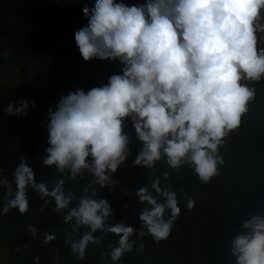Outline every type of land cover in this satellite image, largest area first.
<instances>
[{"label":"clouds","instance_id":"clouds-1","mask_svg":"<svg viewBox=\"0 0 264 264\" xmlns=\"http://www.w3.org/2000/svg\"><path fill=\"white\" fill-rule=\"evenodd\" d=\"M82 11L90 19L74 33L81 57L119 59L122 74H112L106 84L87 91H69L55 111L48 109L43 165L60 178L49 189L20 157L12 169L15 189L0 176L5 200L0 216L13 208L28 212L31 188L40 199L54 200L53 210L74 234L83 230L78 238L65 240L77 259H84L90 244L101 245L93 235L99 230L118 237L101 252L99 264H108L106 257L118 264L134 245L143 250V238L159 243L169 237L181 214L178 192L186 195L183 185L173 190L171 184L161 186L160 176H150L149 185L134 191L144 205L138 229L126 217L111 223L114 210L95 185L111 192L119 183L113 176L131 155L125 119L132 121L143 145L132 166L154 173L156 163L166 159L172 168L186 166L201 184L211 183L224 165L220 149L255 100L256 89L249 85L264 80V0H146L138 5L95 0L93 8ZM30 105L34 101H10L5 112L26 115ZM66 172L72 180L91 174L83 195L65 193ZM162 175L165 181L170 177L168 171ZM74 199L77 205L69 207ZM194 206L195 200L188 198L186 208ZM242 227L247 231L232 241L235 264H264V217L251 216ZM29 231L38 234L35 226ZM133 236L136 240H130ZM56 239L52 230L43 243ZM33 262L39 264L40 257Z\"/></svg>","mask_w":264,"mask_h":264},{"label":"trees","instance_id":"trees-1","mask_svg":"<svg viewBox=\"0 0 264 264\" xmlns=\"http://www.w3.org/2000/svg\"><path fill=\"white\" fill-rule=\"evenodd\" d=\"M116 2L138 5L146 3V0ZM94 5L95 0H9V12L7 2L0 0V41H10L15 37L16 23L29 29L24 41L7 56L8 62L11 61L18 70L22 89L0 107V136L2 140L9 138L10 142V149L0 147V168L3 169L0 176L7 177L13 189L12 169L18 166L20 157H24L32 167L37 182H45L49 189L60 178L61 174L54 168L43 165V157L47 155L45 149L49 146L47 140L29 133L47 123L48 109L55 111L61 96L69 91L74 92L78 88L87 91L106 84L112 74H122L124 65L119 59L94 58L86 61L91 68L87 77H75L84 60L74 35L68 48L60 49V34L75 33L87 26L90 13L85 15L82 9L85 6L91 9ZM16 9H19V14ZM3 64L4 58L0 55V69ZM102 72L106 73L105 80L92 81ZM249 86L256 89L255 100L243 116L241 126L231 133L220 149L224 165L220 174L208 184H201L186 166L172 168L166 159L156 163L157 171L154 173L132 166V159L143 145L137 138L132 121L125 119L124 132L130 140L131 155L126 165H122L113 176L119 183L111 192L106 187L95 185L98 196L107 198L114 210L111 223L126 217L127 223L138 229V212L144 205L138 202L134 191L149 185L150 176H160L161 186L171 184L173 190L183 185L186 195L178 192L181 214L169 237L159 243L150 236L143 238V250L134 245L118 264H235L232 241L236 235L247 231L242 227L243 221L255 215L264 217V80ZM5 89V83L0 81V96ZM18 100L34 101V105L29 106L26 115H8L5 112L7 104ZM164 171L170 173L167 181L163 179ZM63 178L66 181L65 193L71 192L79 197L92 176L85 172L82 177L72 180L66 172ZM188 198L195 200L190 211L186 208ZM27 200L28 212L21 214L13 208L9 210L10 215L0 216V237L9 248L7 264H34L36 255L40 257L39 264H57V257L59 264H99L101 252L108 251L109 244L118 240L114 234H103L97 230L93 235L100 238L101 245L90 244L84 259H77L65 240L78 238L83 230L74 234L63 221L62 214L53 210L55 203L51 198L40 199L29 188ZM45 200L48 201L46 205ZM4 203V193L0 190V208ZM77 203L74 199L69 207ZM125 203L128 207H124ZM29 226L37 228L36 236L29 231ZM52 230H55L57 239L45 245V233ZM130 240H136V236ZM106 260L112 264L110 257Z\"/></svg>","mask_w":264,"mask_h":264},{"label":"rangeland","instance_id":"rangeland-1","mask_svg":"<svg viewBox=\"0 0 264 264\" xmlns=\"http://www.w3.org/2000/svg\"><path fill=\"white\" fill-rule=\"evenodd\" d=\"M8 4V10H9V0H5ZM17 10V9H16ZM10 12V10H9ZM19 14V9L17 10ZM11 18V17H10ZM17 30L15 37H13L9 42H1L0 41V55L4 58V64L3 67L0 69V81H3L5 83V92L3 95L0 96V107L2 104L6 103L13 94H16L21 91L22 84L21 80L18 75L17 68L12 64L11 61L8 62L7 56L11 50H13L15 47H17L19 44H21L24 41V38L26 34L29 32V29L24 26L20 25L19 23H16ZM74 33H61L60 34V49L65 50L70 45V38L73 37ZM264 46V45H262ZM87 62H82V66L79 67V70L75 73V77H79L80 79H85L90 72L91 68L89 65L86 64ZM15 68H14V67ZM106 78V73L102 72L100 74H97L95 77H93L92 81H103ZM33 119V118H32ZM46 123L41 124L39 127H35V129L31 132H29L31 135L34 136H40L44 138L45 140L48 139V131L46 128ZM9 138L2 140L0 136V147H4L5 149H10L9 147ZM10 215V212H8L6 215L2 216V218H5L6 216ZM4 239L0 237V264H7V261L9 260V248L8 243L3 242Z\"/></svg>","mask_w":264,"mask_h":264}]
</instances>
